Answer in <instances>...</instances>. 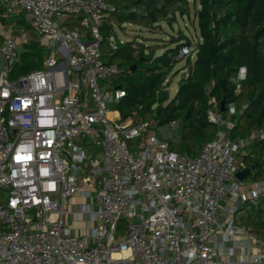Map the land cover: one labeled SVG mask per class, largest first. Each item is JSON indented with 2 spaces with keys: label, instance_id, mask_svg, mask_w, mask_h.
<instances>
[{
  "label": "built area",
  "instance_id": "built-area-1",
  "mask_svg": "<svg viewBox=\"0 0 264 264\" xmlns=\"http://www.w3.org/2000/svg\"><path fill=\"white\" fill-rule=\"evenodd\" d=\"M113 10L105 0H0L1 22L22 20L32 32L0 29V264H264V238L236 221L264 200V181L242 192L234 176L238 154L263 133L239 142L218 133L187 156L169 149L165 131L176 122L120 120L110 109L124 97L113 88L119 68L99 49ZM71 16L79 29L66 25ZM24 42L49 51L41 69L10 79ZM188 55L185 46L177 58ZM208 104V121L221 125ZM79 194L94 200L75 213L96 221L90 238L64 221Z\"/></svg>",
  "mask_w": 264,
  "mask_h": 264
},
{
  "label": "trees",
  "instance_id": "trees-1",
  "mask_svg": "<svg viewBox=\"0 0 264 264\" xmlns=\"http://www.w3.org/2000/svg\"><path fill=\"white\" fill-rule=\"evenodd\" d=\"M105 1L114 10L101 23L99 49L105 64L119 68L113 88L122 89L124 97L112 110L118 112L120 120L151 121L159 128L176 122V129L165 131L169 149L187 156L198 155L204 144L226 130V122L230 142L251 139L260 131L263 137L252 139L237 158L240 170L253 165L246 179L264 181V0ZM191 12L196 18L195 43L179 30L157 56L155 47L145 43L147 40L121 42L118 38L117 30L126 31L125 25L154 32L161 23L172 27L176 17L188 18ZM79 21L80 17L71 16L66 25L79 29ZM111 37L118 42L116 50L109 45ZM185 46L192 49V55L177 58ZM25 48L27 52L10 69V79L43 66L45 48L36 43ZM181 61L183 66L175 70ZM241 69L244 77L236 82ZM175 82L177 88L171 95ZM211 98L223 125L208 121ZM245 208L255 213L241 217L242 226L264 238V200L256 207ZM124 229L125 223H119L120 235Z\"/></svg>",
  "mask_w": 264,
  "mask_h": 264
},
{
  "label": "rangeland",
  "instance_id": "rangeland-1",
  "mask_svg": "<svg viewBox=\"0 0 264 264\" xmlns=\"http://www.w3.org/2000/svg\"><path fill=\"white\" fill-rule=\"evenodd\" d=\"M70 22H72V20L70 19ZM5 23L0 21V29H2L5 33H7L9 36L12 37H19L20 29L14 25H11V27H5ZM11 28V29H8ZM21 29H25V31L22 33L23 36L26 38L28 33L30 32L29 29L26 28H22ZM126 31H122V30H117V35L118 38L121 39L122 41H126V40H136V41H143V40H147V42H145L147 45L155 47L156 49V55H160L162 54L163 50L161 49L169 40L172 36H176L177 32L179 30H182L190 39L193 43H195L198 39V35H197V30H196V18L193 14V12H191L190 16L188 18H182V17H176L175 23L173 24L172 27H170L169 25H167L166 23H161L160 24V28L155 30L154 32H148L145 29H142L140 27L137 26H133V25H125ZM88 41L87 39L83 40ZM46 50V54L48 53V49L47 47L43 46ZM19 58V56H18ZM2 62V59H1ZM3 64V62H2ZM184 62L181 61L180 63H178L175 66V70H178L181 66H183ZM5 69V66L4 68ZM175 88H177L176 82L173 83L171 85L170 88V94H174V90ZM113 106H110V109L112 110ZM223 122L221 123V125H223ZM228 122L225 123V128ZM228 129V127H227ZM138 142L136 140H131L128 142L129 145V150L133 153L135 150H137V145ZM136 147V148H135ZM244 184L245 185H249L251 183L250 179H244ZM6 198V196H5ZM94 203V200H93ZM89 204H92V199H87L85 203H83V206H87ZM94 205V204H93ZM82 209V206H80V209ZM76 213V212H75ZM74 213V214H75ZM76 215V214H75ZM239 215V213L237 214V216ZM89 215H83L82 217H77L75 216L74 219H79L83 222H85L86 219H89ZM66 224V223H65ZM123 224V223H120ZM240 224V223H239ZM67 225V224H66ZM119 237V235H117V238Z\"/></svg>",
  "mask_w": 264,
  "mask_h": 264
},
{
  "label": "crops",
  "instance_id": "crops-1",
  "mask_svg": "<svg viewBox=\"0 0 264 264\" xmlns=\"http://www.w3.org/2000/svg\"><path fill=\"white\" fill-rule=\"evenodd\" d=\"M3 23H5V22H3ZM5 24H6L5 27H11V25H14V26L18 27L20 29V32H21L20 34H22L25 31V29H21L20 27L26 28V29H29L30 30V28H28L27 26L24 25V23L22 22V20L21 21H17V22H13V21L12 22H7ZM11 28H8V29H11ZM2 33L4 35H8L3 30H2ZM31 33L32 32L30 30V32L28 33L27 37L31 36ZM20 34H19V36H20ZM27 37H26V39H27ZM24 43L25 44L23 45V47H25V45H28V43H26V42H24ZM30 44H33V42H31ZM38 45H40V44H38ZM41 46H43V45H41ZM175 91H176V88L174 90V93H175ZM171 95H174V94L171 93ZM116 113H118V112H116ZM225 129L226 130H221L219 133L220 134H224V132H227L228 131L227 128H225ZM251 142L252 141H250L249 144ZM239 183H240V191H242V192L247 191L251 187V184H252V182H251L249 185H245L244 184V181H239ZM86 200H87V198H84L81 194L73 197L70 200L69 206H68V211L70 213L67 214L65 216V218H64V221L67 224V226L69 227V229L71 230V233L73 235H75L76 237H88V238H90L91 233H92V229L97 225L96 221H94L91 217H89V219H86L85 222L79 220L78 218L77 219H74V217L76 216L74 213L77 212V211H79L80 206H82V204L85 203ZM227 201H228V198H224L223 199V201L221 203V208L224 207L225 205H227ZM93 204L94 203H93V199H92V204H90V205H93ZM250 212L255 213V210L252 209V208H245V209H243V211H241L238 216L236 215V221L238 223H240V225L242 226L241 220H240L241 217L250 214Z\"/></svg>",
  "mask_w": 264,
  "mask_h": 264
},
{
  "label": "water",
  "instance_id": "water-1",
  "mask_svg": "<svg viewBox=\"0 0 264 264\" xmlns=\"http://www.w3.org/2000/svg\"><path fill=\"white\" fill-rule=\"evenodd\" d=\"M27 49L25 47H23L22 45H19L17 47V54L20 57L22 54L26 53ZM221 111H223V108H221ZM100 149L95 148V151L97 152ZM252 170H253V165H250L249 167L243 168L241 170H238L237 172H235V178L238 181H243L244 179H246L248 176H251L252 174Z\"/></svg>",
  "mask_w": 264,
  "mask_h": 264
}]
</instances>
